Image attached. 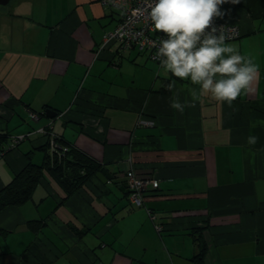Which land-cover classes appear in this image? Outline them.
I'll return each mask as SVG.
<instances>
[{"label": "crops", "instance_id": "0c3cea01", "mask_svg": "<svg viewBox=\"0 0 264 264\" xmlns=\"http://www.w3.org/2000/svg\"><path fill=\"white\" fill-rule=\"evenodd\" d=\"M9 3L0 13V133L3 144L31 135L0 158V189L28 160L41 164L49 136L94 160L106 181L92 176L68 195L44 172L29 200L0 211V264H196L194 227L204 228V264H264V127L252 126L264 120V0L227 2L218 18L240 29L226 44L258 65L250 89L232 107L204 93L183 113L171 98L190 102L187 88L199 86L144 51L97 53L117 10L99 0ZM139 117L155 126L138 127ZM129 169L158 182L143 206L128 200ZM35 220L42 228L31 229Z\"/></svg>", "mask_w": 264, "mask_h": 264}, {"label": "clouds", "instance_id": "9594fccd", "mask_svg": "<svg viewBox=\"0 0 264 264\" xmlns=\"http://www.w3.org/2000/svg\"><path fill=\"white\" fill-rule=\"evenodd\" d=\"M227 2L229 0H151L148 5V20L153 29L162 34L154 44L160 68L199 86L187 88L190 102L181 103L178 92L173 95L170 107L180 113L185 107H194L204 93L232 107L242 91L250 89L257 78L258 65L227 45L224 26L215 25V18L225 15L221 6ZM230 2L238 4L240 0ZM174 86L175 81H172L168 90ZM252 126L264 127V120H257ZM258 139L249 135L247 143L255 145Z\"/></svg>", "mask_w": 264, "mask_h": 264}, {"label": "built area", "instance_id": "2783aa9c", "mask_svg": "<svg viewBox=\"0 0 264 264\" xmlns=\"http://www.w3.org/2000/svg\"><path fill=\"white\" fill-rule=\"evenodd\" d=\"M99 2L104 7L117 10L120 14V19L113 29L103 33L97 53L112 46H115L120 53L136 49L146 52L148 59L159 65V60L155 56L156 48L154 44L159 42L162 34L153 29L147 17L148 5L151 0H99ZM215 25L217 27L224 26L222 30L226 36V41L236 40L241 36L240 29L235 24L226 23L215 18ZM29 116L31 119H36L38 114L29 112ZM136 125L138 127H153L155 126V121L151 118L139 117ZM39 132L49 136L48 130L40 129ZM30 135L31 133L11 136L7 144L0 142V158L4 157L8 151L15 148ZM49 147L51 151L56 147L52 136H49ZM125 183L128 189V200L137 207L144 205L145 192L149 188H157L158 186L156 179L140 176L133 169H129L125 173ZM147 213L154 220V216L149 209H147ZM154 226L158 232L162 231L160 223L154 221Z\"/></svg>", "mask_w": 264, "mask_h": 264}, {"label": "trees", "instance_id": "16d2710c", "mask_svg": "<svg viewBox=\"0 0 264 264\" xmlns=\"http://www.w3.org/2000/svg\"><path fill=\"white\" fill-rule=\"evenodd\" d=\"M167 86L168 82L164 83L162 91L168 92ZM5 138L6 136L0 133L2 144ZM53 139L56 147L51 151L48 140L46 146L43 147L48 151L41 164L28 160L12 180L0 189V211L5 207L19 205L29 200L37 183L43 178L44 172H48L68 195L78 190L90 177L96 176L99 165L94 160L69 146L63 139L57 137ZM42 226L41 221L30 222L33 230H38ZM203 229V227H194L191 231L199 244L198 252L192 258L196 264H204L203 258L207 247L202 237ZM76 233L81 234L82 232L76 230Z\"/></svg>", "mask_w": 264, "mask_h": 264}, {"label": "water", "instance_id": "95a60500", "mask_svg": "<svg viewBox=\"0 0 264 264\" xmlns=\"http://www.w3.org/2000/svg\"><path fill=\"white\" fill-rule=\"evenodd\" d=\"M9 2H10V0H0V5H6V4H8ZM45 114H46L47 116L53 118V117L55 116L56 113H55L53 110H51V109H47V110H45ZM96 176H97L101 181H103V182L106 181L105 178L101 175V173H97Z\"/></svg>", "mask_w": 264, "mask_h": 264}, {"label": "rangeland", "instance_id": "374dc122", "mask_svg": "<svg viewBox=\"0 0 264 264\" xmlns=\"http://www.w3.org/2000/svg\"><path fill=\"white\" fill-rule=\"evenodd\" d=\"M12 2V1H11ZM10 4L11 3H8V4H6V5H0V13L2 12V10L4 9V8H6L5 6H10ZM16 136H18V135H16Z\"/></svg>", "mask_w": 264, "mask_h": 264}]
</instances>
